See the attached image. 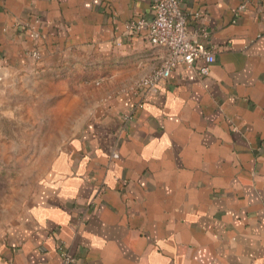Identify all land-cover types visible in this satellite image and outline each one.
Returning a JSON list of instances; mask_svg holds the SVG:
<instances>
[{"label":"crops","instance_id":"crops-1","mask_svg":"<svg viewBox=\"0 0 264 264\" xmlns=\"http://www.w3.org/2000/svg\"><path fill=\"white\" fill-rule=\"evenodd\" d=\"M181 7L215 59L148 88L168 51L125 25L150 0H0L3 94L38 75L33 51L40 69L95 50L117 82L1 235L0 264H264V0Z\"/></svg>","mask_w":264,"mask_h":264},{"label":"rangeland","instance_id":"rangeland-1","mask_svg":"<svg viewBox=\"0 0 264 264\" xmlns=\"http://www.w3.org/2000/svg\"><path fill=\"white\" fill-rule=\"evenodd\" d=\"M30 59L39 76L26 90L0 88V237L27 214L75 127L117 88L113 64L95 50L75 48L40 69Z\"/></svg>","mask_w":264,"mask_h":264},{"label":"built area","instance_id":"built-area-1","mask_svg":"<svg viewBox=\"0 0 264 264\" xmlns=\"http://www.w3.org/2000/svg\"><path fill=\"white\" fill-rule=\"evenodd\" d=\"M150 3L151 16L129 20L125 28L131 34L142 31L149 43L166 48L168 56L139 84L152 88L159 80L167 78L171 69L179 64L196 70L199 75H206L215 59L213 52L200 41V38L207 36V29L197 26L190 31L181 0H150ZM31 56L39 59L36 51ZM72 261V258L65 256L66 263Z\"/></svg>","mask_w":264,"mask_h":264}]
</instances>
